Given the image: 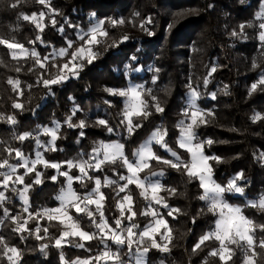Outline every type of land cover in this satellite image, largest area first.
Returning a JSON list of instances; mask_svg holds the SVG:
<instances>
[{
    "label": "trees",
    "instance_id": "1",
    "mask_svg": "<svg viewBox=\"0 0 264 264\" xmlns=\"http://www.w3.org/2000/svg\"><path fill=\"white\" fill-rule=\"evenodd\" d=\"M13 4L16 7H12ZM262 11L264 0H45L43 4L39 0H0V39L20 43L27 50V54L15 57L11 54L13 49L0 45V117L4 118L0 119V163L8 159L10 164L18 165L12 181L17 175L25 176L23 184L10 181L7 189L0 176V191L10 198V202L6 199L0 207V220H3L0 237L9 247H16L22 253L16 257L19 264H62L61 252L71 264L77 258L91 259L103 248L99 239L86 242L85 248L72 244H65L61 249L54 246L55 238L66 229L59 221H49L46 215L40 218L38 213L55 207V196L64 189V177L58 175L56 169L37 164L36 170L43 173V182L33 184L35 172L25 175L15 151L21 150L27 159H32L39 151L44 160L60 164V171H69L66 161L80 159L81 153L87 160L99 142H118L124 145V154L132 162L139 144L160 129L167 133V148L181 161L189 163L187 152L176 145V138L180 121L187 118L185 102L192 90L199 93L197 107L210 113L205 116L206 123L196 128L194 143L204 142V154L219 158V163L215 159L209 161L213 179L226 186L237 173L244 174V179L237 181L244 188V194L224 193V201L241 208L243 215L255 225L264 224V210L250 204L264 196V84L259 83L264 74V45L259 39V24L264 22V16H258ZM41 13H44L42 20ZM24 15L33 19L26 21ZM37 22L43 31L36 26ZM94 24H99L100 32L106 35L99 34L96 43L87 45L79 35ZM241 25H244L243 30ZM68 41L74 42L68 54L52 57L53 51L66 49ZM82 45L95 54L92 63L87 59L80 61L83 67L77 75L65 73L67 79L45 86L43 80L64 75L61 66L71 58L70 53ZM32 51L38 57H33ZM253 84H257L255 90H251ZM129 85L151 89V94L143 97L148 102L150 115L132 118L134 124L141 125L132 135H128L125 125L121 124L123 97L108 91L124 90ZM14 103L21 104L22 108H14ZM157 103L163 112L156 111ZM74 109L77 110L75 115ZM257 114L261 119L254 121ZM8 116H13L17 123H8ZM70 116L72 124L79 125L83 120L87 126L70 128L67 122ZM99 119L106 120L114 132L110 134L99 126ZM53 121L60 124L56 150L38 148L36 137L47 146L50 137L42 129L53 128ZM24 133L32 135L20 142L17 137ZM208 140L213 141L210 146L206 143ZM150 147L157 156L175 162L176 157L160 144L152 143ZM148 163L149 168L138 174L140 179L164 172L159 182L165 190L157 196L164 197L169 206L158 205V216L167 222V238L155 239L168 250L149 248L145 264H221L218 256L209 255L220 247L215 239L193 250L201 237L212 230L216 219V215L208 211L206 202L200 199L202 192L197 179H190L183 165L177 169L156 160ZM114 169L115 173L127 176L121 162L105 164L101 171L89 169L93 179H85L86 187L74 180L73 191L81 195L91 192L96 186L95 180L99 179L100 193L105 197L104 215L113 228L115 219L120 218L117 201L130 194L136 216L131 222L124 219L122 223L125 227L130 223L138 224L139 228L134 230L138 234L152 220L149 214L141 215L147 211L146 199L135 184L119 192V186L126 181L120 180ZM0 171L9 169L5 167ZM70 174L75 177V170ZM53 175H57L56 182L51 180ZM105 179L115 183L106 185ZM25 184L32 185L26 194L27 211L18 195ZM11 187L18 192H12ZM89 207L95 211L93 205ZM5 209L9 212L7 217ZM170 209L179 211L169 215ZM70 214L83 230L99 234L86 215L77 216L74 210ZM128 214L125 211V216ZM16 216L20 217V224L27 221L31 234L13 231L17 223L12 217ZM37 223L41 239H37ZM44 228H48L47 235ZM254 238L258 245L264 240V232L257 228ZM72 239L80 242L78 237ZM44 245L47 248L42 252ZM230 247L235 255L229 264H243L244 252L236 245ZM255 251L258 255L253 259L264 264V248L257 246ZM120 257L127 264L121 254ZM0 264H9L2 251Z\"/></svg>",
    "mask_w": 264,
    "mask_h": 264
},
{
    "label": "snow or ice",
    "instance_id": "2",
    "mask_svg": "<svg viewBox=\"0 0 264 264\" xmlns=\"http://www.w3.org/2000/svg\"><path fill=\"white\" fill-rule=\"evenodd\" d=\"M40 3H45V0H39ZM12 7H16L15 4ZM44 13L40 14V19L42 20ZM258 16H264V11H262ZM35 17V13L33 14ZM33 17H29L28 15H24V20H32ZM35 22V21H34ZM53 25L56 24V21L53 19ZM103 23V22H101ZM115 23V21H113ZM36 26L43 31V27L40 23L37 22ZM72 26V25H69ZM99 26L92 27L88 33H83L79 35V38L84 41L85 44L91 45L96 43V33L98 31ZM244 25H241V30H243ZM259 28L261 29L259 33V39L264 45V22L259 24ZM60 31H63V27H61ZM101 35H106L104 32H100ZM233 35H237L236 32H233ZM88 37L85 39V37ZM39 39V37H37ZM0 45H6L9 49H20L27 54V50L24 49V45L20 43H10L8 40L0 39ZM74 45L73 41H68V47L66 49H61L59 52L60 56H64L68 54V50L72 49ZM87 51V56L83 53ZM15 55V53H14ZM33 57H38V54L35 51L31 52ZM71 58L68 60L67 63L61 66V72L65 69L67 73L71 75H77L79 69L83 67V64L80 61L87 59L88 63H92L95 54L92 52L91 48L85 49L84 45L80 48H77L75 51L70 53ZM47 59V58H45ZM37 63H41L39 59H37ZM71 65V67H69ZM44 65L41 63V67ZM255 67V65H254ZM139 71V69H135ZM215 71V69H213ZM67 74L58 75L53 79H45L43 83L45 86L54 85L57 83L62 82L64 79H67ZM155 82V77L153 78ZM11 83V81H10ZM205 85H207L208 81H204ZM260 84H264V74L261 75ZM257 88V84L252 85L251 90H255ZM250 90V91H251ZM111 94L119 95L122 97H126L125 99V108L123 111V119L121 120V124L125 125V130L127 131L128 135H132L137 128L141 125L138 123H133V117H143L147 118L150 113L147 111L149 105L147 100L143 97L145 95L151 94V89H144L143 85H130L127 89L124 90H112L108 89ZM199 98V93L196 90H192L189 94V101L187 107L184 111V115L190 119V123L185 124L184 121H180L181 125V134L178 141V145L180 148L186 149L191 154V161L190 163H184L180 160V158L173 152L171 149H168L166 146L165 136L167 135L166 132H161L160 129H157L155 132L151 134V137L147 142L141 145L140 149L134 153L135 156L138 157L135 163L131 162L124 154L123 148L124 145L118 142L112 143H105L99 142L97 146L93 148L92 153L89 154V158L87 160L83 159V153H81V158L78 160H68L66 161L67 167L69 171H60L61 165L58 163H49L48 161L44 160L42 157L41 152H36V159L29 161L25 158L23 152L21 150H16L15 155L19 160L22 161L21 166H27L31 164L30 167L26 168L25 175L29 173L35 172V180L33 184H41L43 181L41 179L43 173L36 170L37 164H43L45 168L51 167L57 170L58 175L66 177V190L62 189L60 194L56 197L60 201L59 207L51 208V209H44L42 213H38L40 218H43L45 215L49 221L59 220L60 224L64 225L66 230L61 231L60 236L55 238L54 246L58 249H61L65 244H72L78 248H85L86 242L92 241L94 239H99L102 244H104V250L101 251L99 254L95 255L91 259H83L77 258V260L72 261L71 264H93V261L96 264H99L102 260L107 264L108 261H112V264H124V261L120 257V252L116 251L113 252L109 245L107 244L108 240H111L112 243L115 245L123 246L127 245L129 251L127 255L129 258H134L136 264H145L144 257L145 254L149 251L148 246H144L141 250V245L144 244L145 238L151 241V247L158 248L161 251H167V247L162 246L160 243L157 242L155 239L156 235L160 234L161 228L167 227V222L163 218L155 219L154 224L149 223L145 225L142 231H139L137 234L136 229L139 228V225L136 223H130L129 226L125 227L122 223L124 219H127L131 222L134 217L136 216V212L133 211V197L128 194L124 195L122 200L117 201V207L120 210V218L115 219V228L109 226L103 211V201L105 199L104 195L100 193V180L96 179L95 184L97 185L91 192L85 193L83 196L78 195L75 191H73L72 184L73 181H79L82 186L86 187L87 185L84 183L85 179L91 180L93 179L89 175V169L95 171H101L102 167L105 164H112L116 165L117 162H121L122 166L127 169L129 175L125 176L119 173H114L119 175V179L122 181H127L122 187L119 188V192H124L128 185L135 184L137 188L144 189L141 191V196L147 199V191L150 189L153 200L156 204H162L164 207H169L167 203L164 201V197L157 198V194L161 191L165 190L163 185L157 180L153 182L149 177H145L143 180L140 179L139 173L142 172L144 169L149 168V160H156L158 162H162L165 165H169L172 168L179 169L182 165L186 171V174L189 176L190 179H198L199 180V187L203 190V195L200 196L201 200L209 201L208 211L213 213L214 215H218V219L215 221V229L213 231L208 232L204 236L201 237L200 241L195 245L194 251L199 249L201 245H203L206 241L210 239H215L219 242V249H213L209 255L219 257L221 264H229V261H232L233 256L235 255V251L230 245H236L244 252V260L243 264H258L256 260L253 258L256 257L258 254L255 251V248L258 246L260 248H264V240L257 242L254 238V233L257 228L261 232H264V224L255 225L254 222L248 219L246 216L243 215L241 208L233 207L229 205L223 199L224 193H239L241 195L244 194V188L239 186L237 181L244 179L243 172L237 173L233 178L228 181L226 186H222L218 184L212 175V166L209 164L210 160L215 159L218 163L220 162L218 157H210L204 154V142H196L197 133L196 128H198L201 124L206 123L205 116L210 115V113H205L203 110L197 107V99ZM214 98V97H213ZM155 100V97L152 98ZM106 103H108L106 101ZM14 108L21 109L22 105L19 103H14ZM155 108L157 112H163L164 109L160 107L157 103L155 104ZM77 110H73V115ZM0 119H4L0 117ZM72 117H68V126L70 128L79 127L81 129L85 128L86 122L80 121L79 125H74L71 123ZM254 121L257 119H261V117L257 114L253 117ZM6 120L10 124H16L17 121L13 116L6 117ZM99 126H103L107 129L108 133H113L114 129L111 127L108 122L104 119H99L97 121ZM53 128L44 127L42 129L44 134H48L51 136V139L47 142V146H45L39 139L36 137V145L37 147H44L46 151H54L55 142L58 139L57 132L60 129V124L56 121H53ZM40 126H38L39 128ZM32 134L31 133H24L19 135L17 138L20 142L25 141L28 139ZM81 136L84 135L83 132L80 134ZM155 141V143L160 144L162 147H165L167 151L171 153L173 157H176L175 162L162 159L161 157L157 156L151 149V143ZM206 143L210 146L213 141L208 140ZM102 154V158H101ZM16 164H10L8 159H4L2 163H0V169L7 167L9 171L2 172L0 171V176L3 177V185L7 189L9 188V182L12 181V174L16 172L17 169ZM74 168H78L79 175L73 176L70 174V171ZM152 176H164V172L161 171L159 173H152ZM25 180L24 175H17L15 177V181H12L13 184L21 183L23 184ZM51 180L53 182L57 181V175L51 176ZM147 181V183H145ZM107 184L115 183V181L105 179L104 182ZM32 187V185L25 184L23 191H19L15 187H11L10 190L14 193L18 192L19 199L24 202L25 208L24 210H28V197L27 192ZM170 192H175L174 189H170ZM95 195H98L99 198H94ZM9 200L10 198L5 197V193L0 191V207H3L5 200ZM125 202L127 203V209L125 210ZM252 206H257L254 202H250ZM95 205V211H92L89 206ZM259 208L264 210V196L259 201ZM74 210L77 216L86 215L91 221L92 225L98 230V233H90L85 231L81 228L80 223L77 219L70 214V212ZM125 211L129 214L125 216ZM179 211L178 209H170L169 215H172L174 212ZM99 213V222L96 220V214ZM147 212L141 213V215H147ZM153 216H156L157 213L153 210ZM9 212L7 209L4 210V216L7 217ZM31 216V214H30ZM62 217V219H61ZM14 222L17 223V227L13 229V231H29L31 234V230L26 227L27 221L24 224H20L19 220L20 217H12ZM65 221L68 223L65 224ZM0 223H3V220H0ZM70 229V230H67ZM40 231L39 223H37V239H41L38 235ZM45 235L48 234V228L43 229ZM110 233V235H109ZM126 233V238L124 236ZM79 238L80 242H76L75 239L72 238ZM23 238V237H21ZM164 237L161 236V239ZM133 246L136 247V255L133 257ZM47 245L41 247V251L45 252ZM0 251H2L3 255L7 257L9 264H19L18 259L14 260L13 257L19 258L22 253L18 251L16 247H9L7 242L0 237ZM11 253L12 255H8ZM61 261L62 264H69L65 260L63 252H61Z\"/></svg>",
    "mask_w": 264,
    "mask_h": 264
},
{
    "label": "rangeland",
    "instance_id": "3",
    "mask_svg": "<svg viewBox=\"0 0 264 264\" xmlns=\"http://www.w3.org/2000/svg\"><path fill=\"white\" fill-rule=\"evenodd\" d=\"M94 26H100L99 24H94ZM93 26V27H94ZM92 28V27H91ZM91 28H88L87 30H86V33H88L89 32V30L91 29ZM85 33V32H84ZM100 34V30H99V27H98V31H97V33H96V37L98 36ZM60 50L61 49H59V50H57V51H53L52 52V57H62V56H60L59 55V52H60ZM14 53H15V55H14ZM11 54L13 55V56H15V57H21V56H23L24 55V51H22V50H20V49H13V50H11ZM85 56H86V51L83 53ZM69 67H71V65L69 66ZM65 73H67V70L65 69L64 70V74ZM130 86V85H129ZM129 86H127L125 89H127ZM123 99H124V102H125V99H126V97H123ZM188 101H189V95H188V97H187V99H186V102H185V105H186V107H187V104H188ZM125 108V107H124ZM184 122H185V124H187V123H190L191 121H190V119L187 117L185 120H184ZM52 128V127H51ZM155 132V131H154ZM180 134H181V125L179 124L178 125V135H177V138H176V145L179 147V145H178V141H179V138H180ZM49 137H50V139H51V136L49 135ZM151 137V135L150 136H148L141 144H139V146L136 148V150H135V152L134 153H136L139 149H140V147H141V145H143L145 142H147L148 140H149V138ZM152 143H155V141H153ZM151 143V144H152ZM180 148V147H179ZM162 149H164L165 151H167L166 150V148L165 147H162ZM180 149H182V150H185L186 152H187V154H188V161H189V163H190V161H191V154L186 150V149H183V148H180ZM168 153H170L169 151H167ZM171 154V153H170ZM101 158H102V154H101ZM36 159V153L34 154V156H33V158L32 159H28L29 161H32V160H35ZM138 159V157L137 156H135L134 155V158H133V163H135L136 162V160ZM22 165V164H21ZM31 166V164H29V165H27V166H22L23 168H24V172L26 173V168L27 167H30ZM125 168V167H124ZM66 169H68V167H67V164H66ZM74 170H75V172H76V176H78L80 173H79V170H78V168H74ZM125 170H126V172H127V169L125 168ZM155 173H159V172H155ZM127 175H129V173L127 172ZM64 177V176H63ZM147 177H149L153 182H155V181H159V177L160 176H152V174L151 175H149V176H147ZM64 180H65V185H64V189L66 190V187H67V184H66V177H64ZM143 180V179H142ZM197 181H198V183H199V180L197 179ZM126 183H127V181H126ZM145 183H147V181L145 182ZM124 184H122V185H120L119 186V188L120 187H122ZM97 187V185L95 186V188ZM118 188V189H119ZM139 190H140V193H141V191H143L144 189H142V188H139ZM23 191V190H22ZM61 192V191H60ZM60 192L58 193V194H56V196H55V200H56V205H55V207H53V208H56V207H59V205H60V201L56 198L59 194H60ZM201 192H202V195L204 194L203 193V190L201 189ZM78 194V193H77ZM234 194H236V193H234ZM78 195H81V194H78ZM146 195H147V199H146V205H147V213L150 215V216H152V220H151V223H153L154 224V221H155V219H159V218H161V217H159L158 216V205H160V204H156L155 202H154V200H153V196H152V193H151V190L149 189L148 191H147V193H146ZM81 196H83V195H81ZM94 198H96V199H98L99 198V196L98 195H95L94 196ZM157 198H158V196H157ZM20 200V199H19ZM122 200V199H121ZM21 202H22V204H24V202L22 201V200H20ZM204 202H206V204L209 206V204H210V202L209 201H205V200H203ZM259 201H260V199L259 200H256V201H254V203L256 204V205H259ZM94 207H95V205H93ZM231 206H233V205H231ZM233 207H236V206H233ZM51 209V208H50ZM116 209L120 212V210L118 209V207H117V205H116ZM127 209V203L125 202V210ZM153 210H155V212L157 213V215L156 216H153ZM61 219H62V217H61ZM216 219H218V215H216ZM216 219H215V221H216ZM97 220V222H99V214H98V218L96 219ZM57 221H59V220H57ZM215 221H214V225H213V228H212V230L211 231H213L214 229H215ZM68 222L67 221H65V224H67ZM67 230H70V229H67ZM160 230H162V233H160L159 235H156L155 236V238H158V240H162V241H164V240H166V238H167V230H166V228H161ZM109 235H110V233H109ZM124 236H125V238H126V233H124ZM161 236H163L164 238L163 239H161ZM158 240H157V242H158ZM159 243V242H158ZM102 244V243H101ZM107 244L109 245V247L111 248V250L113 251V252H116L117 250H120L119 252H120V254L125 258V263H127V264H136V261H135V259L134 258H129V256L127 255V253H128V251H129V249H128V247H127V245L125 244V245H123V248H122V246H117V245H115L114 243H112V241L111 240H108L107 241ZM148 246L149 248H154V247H151V241L150 240H148L147 238H145V242H144V244H142L140 247H141V250H142V248L144 247V246ZM102 248H103V250H104V244H102ZM156 249H158V248H156ZM102 250V251H103ZM132 251H133V257L136 255V247L135 246H133V249H132ZM12 255V254H11ZM13 259L14 260H16V257H13ZM144 261H145V257H144ZM94 264H96V262L94 263ZM99 264H105V262L102 260L101 262H99ZM107 264H112V261H108L107 262Z\"/></svg>",
    "mask_w": 264,
    "mask_h": 264
}]
</instances>
